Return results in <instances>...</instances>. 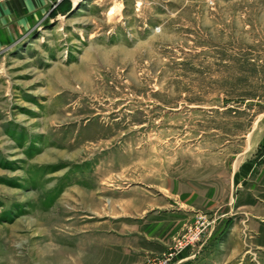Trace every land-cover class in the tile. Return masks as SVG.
Here are the masks:
<instances>
[{
	"label": "rangeland",
	"instance_id": "obj_1",
	"mask_svg": "<svg viewBox=\"0 0 264 264\" xmlns=\"http://www.w3.org/2000/svg\"><path fill=\"white\" fill-rule=\"evenodd\" d=\"M262 182L264 0H61L0 51V264H234Z\"/></svg>",
	"mask_w": 264,
	"mask_h": 264
},
{
	"label": "crops",
	"instance_id": "obj_2",
	"mask_svg": "<svg viewBox=\"0 0 264 264\" xmlns=\"http://www.w3.org/2000/svg\"><path fill=\"white\" fill-rule=\"evenodd\" d=\"M60 1H0V51L19 40L26 39L49 17L51 9ZM237 186L238 183L230 201L229 261L234 260L236 261L234 264H238L244 260L248 264L255 254H264V182L253 186L257 189L251 186L247 188ZM172 217L174 218L172 223L183 222L177 218L181 217L180 215L175 214ZM214 234L208 233L196 249H188L181 254V261L178 264H203L201 257L213 253L212 246L209 247L207 244L215 237ZM213 262L214 258L209 264H216Z\"/></svg>",
	"mask_w": 264,
	"mask_h": 264
},
{
	"label": "built area",
	"instance_id": "obj_3",
	"mask_svg": "<svg viewBox=\"0 0 264 264\" xmlns=\"http://www.w3.org/2000/svg\"><path fill=\"white\" fill-rule=\"evenodd\" d=\"M0 1H4V0H0ZM204 221L206 220V216H202L201 217ZM202 229H198V230H196L195 231V233H194V237H196V236H198V234L200 233V231H201ZM186 245V244H185ZM172 254H174V252H171ZM170 256H171V254H170Z\"/></svg>",
	"mask_w": 264,
	"mask_h": 264
}]
</instances>
